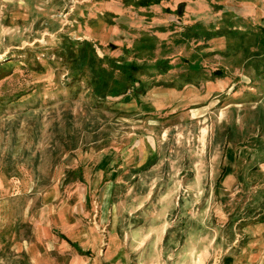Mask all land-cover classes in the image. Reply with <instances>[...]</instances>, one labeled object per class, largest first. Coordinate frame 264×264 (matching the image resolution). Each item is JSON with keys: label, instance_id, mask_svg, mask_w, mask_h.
I'll return each instance as SVG.
<instances>
[{"label": "rangeland", "instance_id": "rangeland-1", "mask_svg": "<svg viewBox=\"0 0 264 264\" xmlns=\"http://www.w3.org/2000/svg\"><path fill=\"white\" fill-rule=\"evenodd\" d=\"M205 79L232 80L206 123L244 131L238 163L176 181L214 156L184 118L198 113L141 109ZM262 162L264 0H0V264H44L85 232L118 237L125 264H264Z\"/></svg>", "mask_w": 264, "mask_h": 264}, {"label": "crops", "instance_id": "crops-1", "mask_svg": "<svg viewBox=\"0 0 264 264\" xmlns=\"http://www.w3.org/2000/svg\"><path fill=\"white\" fill-rule=\"evenodd\" d=\"M231 84H232V80L227 82L220 79L219 80L217 79L215 81H212L211 79H205L198 84L199 86L193 85L183 90H177V89L153 90L150 93V95L148 94L146 96L145 99L149 98L151 100H156L157 107L151 109L154 110L153 112H145L141 109V112L145 114L160 111L161 116H163L162 114L176 115L181 110L183 111L186 110L188 112L191 111L192 113L197 112L198 113L197 117L195 115H192L190 117L189 114V117L186 115L184 118L187 120L188 123L194 122L195 126H197V124L201 125L200 128L198 127V130L201 134L200 140L204 144L205 151L207 153L209 151V153L214 154L213 158L206 156L201 157L198 160L199 161L198 163H196V161L195 162L192 161L191 158L190 160L185 161V165L189 164V168L186 169L185 171L181 170L180 172H178L176 181H178L179 176L181 174L184 175L183 178L181 179L182 181H184V177H185V181L189 180L191 177H194L193 181L199 183L205 181L209 182L211 180L215 182L219 180L222 183V180H226L227 176L233 178V176L230 174H223V175L221 174L220 176L217 177V172L220 170V167L222 165L228 167L229 166L233 167L237 165L238 155H239L238 151H240L241 148L240 146L236 145L235 135L239 133H244V131L238 128H233L231 123H226V126L224 128L223 125L222 126L220 125V123H217L218 125L206 123L209 120L210 115L208 113L212 112L211 111L212 107H215L216 105L218 106L219 100H215V99L222 94L221 92L223 91L221 90L223 89V86L225 85V87H231ZM194 93L195 95L196 94L197 95L194 96L193 95ZM248 94L245 93V95ZM155 95L157 96L154 97ZM161 95L164 96L162 97ZM185 98H187V100L189 99L190 101L184 103L183 99ZM244 103H245L244 100L242 101L238 100L234 102V105L241 106ZM154 114H158V113H154ZM160 114L157 116V119L163 118L160 116ZM144 116H148V114ZM196 118L197 121H194ZM222 139L225 140L224 147L226 149V155H227L224 163L221 158H218L220 149L223 147L224 141ZM139 144H136L137 146L134 148L135 154L137 155L140 153V151L142 150L145 151V149L147 151V154L149 150H152L153 152L157 151L159 152L158 155L160 154L161 146H159L156 149V146L153 145L147 146L141 144L139 146ZM200 156H202V154H200ZM251 158L252 160H254L255 155L252 154ZM169 160H170V164H167V166H169V170L167 174H172L175 171L174 169L175 161L173 158H169ZM147 162L148 160L146 158L142 159V158L134 157L133 164H135L136 167H140L138 169L139 172L145 174L150 169V168L148 170L143 169V167L147 165ZM203 162L207 166L211 167V169L209 170L210 172L206 171L207 173H203L200 169H197L198 166H203ZM262 163L264 164V162ZM193 166L196 167V173L193 172L191 174L190 173L191 169H193L191 167ZM132 172L135 173V168H133ZM137 174L138 173H135L133 177H136ZM142 185L144 186V184ZM182 188H184V186H182L181 189L177 191V193L180 192L178 194L179 197L184 195L186 192L185 189ZM175 189H177L176 182L173 183L171 186H169L168 191L170 193L168 194V196L170 197L173 196V192ZM150 196H152V194H150ZM261 230H262V234H264V223H262ZM79 238L80 239L67 241L70 244V246L68 245L67 242L64 241V243L61 244L63 247L59 249L60 254L58 255L56 254L55 248H54L55 255H53L51 251H50V255H46L47 253L44 254L43 258L50 257V259L47 260V262H45L44 264H125L126 261L125 247L124 248L122 247L123 245L122 241L120 242L119 238L116 237L115 235L114 236L112 235L110 238L108 237L106 238V236L105 238H98L96 237V235H94V237L92 238L90 234H87L85 232V235ZM239 240L235 241L233 246H235L237 242H239ZM146 242L147 239L143 240L141 245L145 244ZM252 242L253 239L250 240V245H252ZM262 243L264 244V236L262 238ZM56 244L57 243H55L54 246H56ZM57 253H59V251ZM259 255L262 259H264V250L263 252L261 251ZM58 256L59 258L57 259ZM245 256L246 257H244L242 261H246V262L254 261V254H248ZM51 258H54V260Z\"/></svg>", "mask_w": 264, "mask_h": 264}, {"label": "trees", "instance_id": "trees-1", "mask_svg": "<svg viewBox=\"0 0 264 264\" xmlns=\"http://www.w3.org/2000/svg\"><path fill=\"white\" fill-rule=\"evenodd\" d=\"M125 72H128V70H125ZM216 75H218V76H216V77H221L222 75H223V72L222 71H216V73H215ZM123 86H125V85H123ZM127 90H129V89H127L126 88V86L125 87H113V88H110L109 89V91H107L108 93H112L113 95H115V96H117V95H121V94H124V93H126L127 92ZM102 95H104V96H106L107 95V93H102Z\"/></svg>", "mask_w": 264, "mask_h": 264}]
</instances>
